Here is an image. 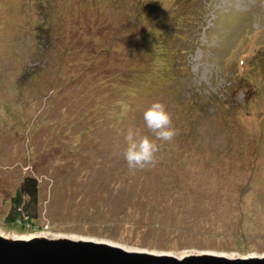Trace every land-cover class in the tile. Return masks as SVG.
<instances>
[{
    "label": "rangeland",
    "instance_id": "rangeland-1",
    "mask_svg": "<svg viewBox=\"0 0 264 264\" xmlns=\"http://www.w3.org/2000/svg\"><path fill=\"white\" fill-rule=\"evenodd\" d=\"M154 101L178 134L133 172ZM0 231L264 254V0H0Z\"/></svg>",
    "mask_w": 264,
    "mask_h": 264
},
{
    "label": "water",
    "instance_id": "water-1",
    "mask_svg": "<svg viewBox=\"0 0 264 264\" xmlns=\"http://www.w3.org/2000/svg\"><path fill=\"white\" fill-rule=\"evenodd\" d=\"M125 249L93 239L0 236V264H264V254L228 257L215 252H172Z\"/></svg>",
    "mask_w": 264,
    "mask_h": 264
},
{
    "label": "clouds",
    "instance_id": "clouds-1",
    "mask_svg": "<svg viewBox=\"0 0 264 264\" xmlns=\"http://www.w3.org/2000/svg\"><path fill=\"white\" fill-rule=\"evenodd\" d=\"M143 121L147 132L129 127L125 133L122 155L130 171L154 168L159 162L157 154L164 143H171L178 134L171 114L160 101H154L144 112Z\"/></svg>",
    "mask_w": 264,
    "mask_h": 264
},
{
    "label": "bare ground",
    "instance_id": "bare-ground-1",
    "mask_svg": "<svg viewBox=\"0 0 264 264\" xmlns=\"http://www.w3.org/2000/svg\"><path fill=\"white\" fill-rule=\"evenodd\" d=\"M32 45H33V43H32ZM0 236L6 237V238H9V239H17V238L29 239L31 237H36V236H38V237H48V238L67 237V238H70V239H93V240H102V241H107L109 243L117 244V245H119L121 247H124L125 249H137L136 247L124 245V244H121V243H118V242H115V241H111V240H107V239L90 238V237H84V236L76 235V234H63V233L49 234V233H46V232H40V233H35V234L21 236V235H16L14 233H8L7 234V233H4L3 231H0ZM187 253H190V251H183L182 253H174V254L176 256H182V255H185ZM215 253L222 254V255H225V256H228V257L240 256L239 254L232 253V252L231 253H224V252H216L215 251ZM251 255H258V254H251Z\"/></svg>",
    "mask_w": 264,
    "mask_h": 264
},
{
    "label": "trees",
    "instance_id": "trees-1",
    "mask_svg": "<svg viewBox=\"0 0 264 264\" xmlns=\"http://www.w3.org/2000/svg\"><path fill=\"white\" fill-rule=\"evenodd\" d=\"M24 188H25V193L27 194V196L30 199L34 200L36 195H37V183H36V180L34 178L27 177L25 179ZM18 204H19L18 202L13 204L14 205V207L12 208L13 212H14V210H16L15 208H16V206H18ZM13 216H15V215H11V217H13ZM15 219H21L22 222H25V223H23V225L27 223V221H25L22 213H18L16 215ZM12 223H16V220H12Z\"/></svg>",
    "mask_w": 264,
    "mask_h": 264
}]
</instances>
